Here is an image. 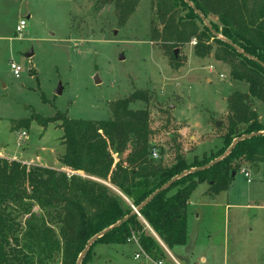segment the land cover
Segmentation results:
<instances>
[{
  "label": "rangeland",
  "instance_id": "rangeland-1",
  "mask_svg": "<svg viewBox=\"0 0 264 264\" xmlns=\"http://www.w3.org/2000/svg\"><path fill=\"white\" fill-rule=\"evenodd\" d=\"M152 17L149 0H140L123 28L116 25L112 5L98 10L97 0H0V160L66 171L58 162L64 152L58 124L44 129L32 122L16 131L12 125L28 119L31 110L45 118L59 112L76 120H108V104L135 90L151 95L148 106L136 102L130 108L149 112L150 146L163 167L173 166L177 155L190 166L220 151L227 127L225 100L247 92L248 84L232 79L213 52L204 59L195 57L190 44L181 53L185 65L170 68L168 57L149 40ZM206 19L219 26L216 18ZM20 20L26 28L16 34ZM28 52L33 53L30 59L25 58ZM10 63L22 68L19 77L12 75ZM59 84L63 91L57 96ZM254 105L264 126V103L254 100ZM22 131L26 137L20 140ZM208 188L200 184L192 193L186 244L172 255L189 264H264V164L256 173L243 164L226 192L214 196ZM33 211L43 215L37 207ZM161 248L163 259L153 261L132 236L126 245L96 244L85 264H174L168 249Z\"/></svg>",
  "mask_w": 264,
  "mask_h": 264
},
{
  "label": "trees",
  "instance_id": "trees-1",
  "mask_svg": "<svg viewBox=\"0 0 264 264\" xmlns=\"http://www.w3.org/2000/svg\"><path fill=\"white\" fill-rule=\"evenodd\" d=\"M149 1V40L168 57L170 68L185 65L182 50L195 40V57L204 59L213 52L232 79L248 84L247 92H235L225 100L223 148L190 166L177 155L173 166L163 167L150 156L149 112L130 108L136 102L149 105L151 95L143 90L110 102L108 120H76L59 112L45 118L31 110L30 117L11 130L28 129L32 122L44 129L58 124L64 147L58 162L66 171L0 160V264H76L90 239L125 218L90 246L81 264L90 259L96 244L126 245L132 236L149 259L162 260V248L148 230L168 250L184 246L187 205L198 185H209V193L216 196L228 189L231 175L243 164L252 169L264 164V126L254 105V100L264 103V0H188L191 6L183 0ZM139 2L97 0V9L112 5L116 25L123 28ZM207 16L217 19L219 26L208 24L220 39L204 25L201 17ZM251 135L227 156L178 178L143 205L175 177L208 165L235 139ZM34 207L43 215L34 213Z\"/></svg>",
  "mask_w": 264,
  "mask_h": 264
},
{
  "label": "water",
  "instance_id": "water-1",
  "mask_svg": "<svg viewBox=\"0 0 264 264\" xmlns=\"http://www.w3.org/2000/svg\"><path fill=\"white\" fill-rule=\"evenodd\" d=\"M183 1H184V3H186L188 6H191V4L189 3L188 0H183ZM196 13H197V12H196ZM201 19H202L204 25H205L209 30H211V28H210V26H209L207 20H205V19L202 18V17H201ZM211 33H212L214 36H217L219 39L221 38V37H219L218 35H216V33H215L214 31H212V30H211ZM225 42H226V41H225ZM235 50H236L238 53L240 52V51H238V49H235ZM176 54H177V51H175V55H176ZM32 56H33V53H32V52H28V53L25 55V58H26V59H30ZM119 60H123V57L120 56ZM94 82H95V84H99V80H98L97 77H95ZM62 91H63V88H62V86L59 84V85L57 86V88L55 89L54 93H55V95L60 96V95L62 94ZM215 126H216V127H220V126H221V123H220V122H216V123H215ZM252 136H253V135H251V136H242V137H240V138L235 139V140L232 142V144L229 146V148L226 150V152H225L220 158H218L217 160H214L213 162L209 163L208 165H206V166H204V167H202V168L192 169V170H190V171H187V172L182 173V174L179 175L178 177H175V178L172 179L170 182L166 183V184L163 185L161 188H159L158 190H156V191H155V192H154V193H153V194H152V195H151V196H150V197H149V198L143 203V205H145V204L148 203L151 199H153L156 195H158L159 193H161L162 191H164L165 189H167V188H168V187H169L174 181H176L178 178L183 177L184 175H186V174H188V173L196 172V171L203 170V169H206V168L210 167L211 165H213L214 163H216L217 161H219L221 158H223V157L227 156L228 154H230V152L232 151V149L234 148V146H235L239 141H241V140H243V139H245V138H247V137H252ZM252 171H253L254 173H256V172H257V168L252 169ZM233 176H234V173L231 175V178H232ZM143 205H142V206H143ZM134 213L137 214V213H138V210H137V209L134 210ZM125 220H126V218L123 219L122 221L118 222L117 224H115V225L112 226L111 228H109V229H107V230H105V231H103V232L97 234V235L94 236L92 239H90V240L88 241V243L86 244L84 250L82 251V253H81L80 256L78 257L76 264H81V263H82V261H83L85 255H86L87 251L89 250L90 246H91V245H92V244H93L98 238L102 237V236L105 235L107 232H109V231H111V230H113V229L119 227V226L121 225V223H123V221H125Z\"/></svg>",
  "mask_w": 264,
  "mask_h": 264
},
{
  "label": "built area",
  "instance_id": "built-area-1",
  "mask_svg": "<svg viewBox=\"0 0 264 264\" xmlns=\"http://www.w3.org/2000/svg\"><path fill=\"white\" fill-rule=\"evenodd\" d=\"M25 28H26V21L25 20H20L18 22L17 26L15 27V33L16 34H20L22 31L25 30ZM189 44H190L191 47H194L196 42H195V40H192V41H190ZM9 68H10V71H11L12 75L15 78L19 77V75L22 73V68H20L19 66L15 65L14 63H10L9 64ZM209 69L212 70L213 68L210 66ZM25 137H26V133L24 131L20 132L19 139L22 140ZM150 156H151L152 159L157 160L158 159L157 151L154 150V149H151V155ZM244 172H245L244 173V178L246 179V181L248 183H250L251 182L250 175H249L250 171L249 170H245ZM146 227H147V225H146ZM159 243H160L161 247H163L165 249L164 245L161 244L160 241H159ZM143 255L145 256L144 252H143ZM134 259L139 260L140 259L139 254H135ZM157 264H162V262H157Z\"/></svg>",
  "mask_w": 264,
  "mask_h": 264
},
{
  "label": "crops",
  "instance_id": "crops-1",
  "mask_svg": "<svg viewBox=\"0 0 264 264\" xmlns=\"http://www.w3.org/2000/svg\"><path fill=\"white\" fill-rule=\"evenodd\" d=\"M17 26V25H16ZM218 63V62H217ZM220 63V62H219ZM222 64V63H221ZM226 66V65H225ZM228 72H229V70H228ZM257 109V108H256ZM258 120H259V116H258ZM6 160H9V161H16V162H19V163H21V164H23V165H32L31 163L32 162H26V161H17V160H13V159H9V158H5ZM55 170H59V169H55ZM199 186V185H198ZM227 191V190H226ZM225 191V192H226ZM223 193V192H222ZM175 248H177V247H174L172 250H167L168 251V253H169V255L171 256V258L174 260L173 262H174V264L176 263V264H189L188 262H185V263H180V262H178L177 261V259H175V257L172 255V251H174L175 250ZM202 261H204V259H202Z\"/></svg>",
  "mask_w": 264,
  "mask_h": 264
}]
</instances>
